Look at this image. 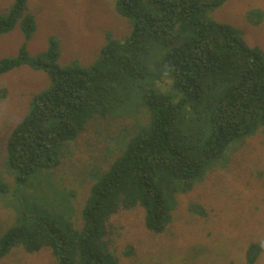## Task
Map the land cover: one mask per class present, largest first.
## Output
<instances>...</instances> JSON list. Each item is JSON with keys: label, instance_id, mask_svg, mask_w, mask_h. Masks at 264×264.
Listing matches in <instances>:
<instances>
[{"label": "trees", "instance_id": "trees-1", "mask_svg": "<svg viewBox=\"0 0 264 264\" xmlns=\"http://www.w3.org/2000/svg\"><path fill=\"white\" fill-rule=\"evenodd\" d=\"M226 1L118 0L117 10L133 24V35L103 49L96 64L60 66V49L52 39L36 58L23 46L17 57L0 61V74L28 64L47 72L52 83L34 99L31 116L12 132L9 156L0 165L8 179L0 183V203L15 222L10 228L0 225V258L18 247L30 254L46 248L53 264H122L136 255L138 229L161 235L171 226L179 194L188 197L186 208L197 218L209 215L199 197L188 192L192 185L227 155L229 174L236 142L258 137L250 157L264 152V51L246 45L234 27L210 20L208 14ZM25 4L16 0L11 13L0 16V37L22 29L24 41L31 38L36 25ZM167 73L175 94L161 88ZM135 86L151 111L148 126L129 133L121 125L125 135L117 142L119 157H101L103 148V165L77 167L76 153L91 120L102 116L109 122V112L115 115L113 110L131 100ZM104 137L107 146L115 145L109 134ZM64 149L71 158L66 162ZM246 161L250 185L260 169L256 158ZM59 166L63 173L71 167V185L75 180L91 185L82 209L75 208L76 188L56 186ZM29 200L33 203L27 206ZM118 226L123 233L116 235ZM167 241L155 243L162 249L159 243ZM121 248L124 257L118 254ZM247 251L246 264H256L264 243ZM174 262L179 264L177 256Z\"/></svg>", "mask_w": 264, "mask_h": 264}, {"label": "rangeland", "instance_id": "rangeland-1", "mask_svg": "<svg viewBox=\"0 0 264 264\" xmlns=\"http://www.w3.org/2000/svg\"><path fill=\"white\" fill-rule=\"evenodd\" d=\"M117 1L26 0V15L34 18L35 32L28 41H24L22 29H15L1 36L0 61L17 57L23 46L26 47L29 57L36 58L49 49L52 39L60 49L57 59L60 66L96 64L103 56V49L111 44H124L133 35V24L119 13ZM15 2L16 0H0V16H8ZM208 17L213 22L234 27L246 45L264 51V0H227L210 12ZM172 82V74L167 73L162 79V90L175 94ZM51 87L49 74L28 64L0 74V165L6 163L9 156L12 132L31 116L34 99L49 91ZM133 94L131 100L112 111L115 115L109 112V122H105L102 116L91 120L85 138L82 136V142L79 143L81 151L76 153L77 167L84 170L85 166L103 165L104 162L99 159L103 148L101 157H119L122 151L117 142L125 135L121 125L132 130L129 133L148 126L151 111L144 92L135 86ZM104 133L112 137L111 141L115 140V145L107 146ZM257 139L258 137H253L250 141L232 144L231 148L236 150L231 155V166L234 169H230L229 174H225L229 167L227 155L223 163H216L208 168L205 175L188 191L192 196L199 197L197 200L205 205L209 215L197 218L186 208L190 203L188 197L179 194L176 197L178 205L172 213V224L163 234L156 235L138 229V234H145L138 237L136 231L131 228L134 236L136 235L133 243L136 246V255L128 260L123 258L122 264L124 261H127L126 264H176V256L179 264H182V261L183 264H230L234 261L235 264H246L247 250L251 245L259 246L264 243V152H255L250 157V150L257 146ZM69 148L75 150L74 146ZM239 149L241 152H237ZM63 155V162L71 160L65 155V149L62 150ZM246 157L256 158V169H260L257 170L256 178L250 181V185L246 184L248 175L244 176L249 167ZM70 168L67 166L63 173L59 166V171L55 173V182L58 187L66 185L69 189L76 188L78 200L75 208L80 210L86 205L91 185L89 182L78 183L76 180L71 185L68 175ZM1 170L0 166V183L4 184L8 179ZM83 176L82 173L79 174L81 179ZM23 189L28 191L25 187ZM20 192L22 193L21 190ZM31 203L32 200L26 201L27 206ZM8 213H11L10 209L0 203V225L3 228H10L15 223ZM124 215H119V218ZM117 218L118 216L114 217L112 222ZM133 218L138 221L140 215L134 212ZM74 219L78 226L82 225L79 218ZM114 232L117 235L123 233V230L118 226ZM172 232L174 238L171 237ZM163 239L168 241L159 243L162 249H158L155 241ZM25 251L22 247L14 248L9 255L0 258V264H53L46 248L32 254ZM122 251V248L119 249L118 254L124 257ZM156 254V258L153 257ZM256 264H264V251Z\"/></svg>", "mask_w": 264, "mask_h": 264}]
</instances>
